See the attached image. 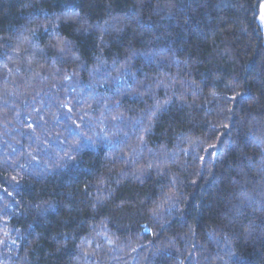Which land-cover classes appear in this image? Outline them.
I'll list each match as a JSON object with an SVG mask.
<instances>
[{"label":"trees","instance_id":"trees-1","mask_svg":"<svg viewBox=\"0 0 264 264\" xmlns=\"http://www.w3.org/2000/svg\"><path fill=\"white\" fill-rule=\"evenodd\" d=\"M264 0H0V264H264Z\"/></svg>","mask_w":264,"mask_h":264},{"label":"rangeland","instance_id":"rangeland-1","mask_svg":"<svg viewBox=\"0 0 264 264\" xmlns=\"http://www.w3.org/2000/svg\"><path fill=\"white\" fill-rule=\"evenodd\" d=\"M259 22L262 25L263 29H264V2L261 5V11H260V15H259Z\"/></svg>","mask_w":264,"mask_h":264}]
</instances>
